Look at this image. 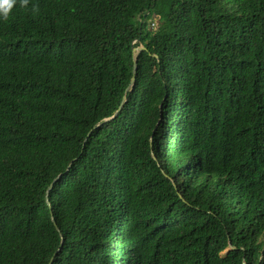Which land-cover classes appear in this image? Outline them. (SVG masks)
Wrapping results in <instances>:
<instances>
[{
  "label": "trees",
  "instance_id": "obj_1",
  "mask_svg": "<svg viewBox=\"0 0 264 264\" xmlns=\"http://www.w3.org/2000/svg\"><path fill=\"white\" fill-rule=\"evenodd\" d=\"M0 264H264V0H0Z\"/></svg>",
  "mask_w": 264,
  "mask_h": 264
},
{
  "label": "water",
  "instance_id": "obj_2",
  "mask_svg": "<svg viewBox=\"0 0 264 264\" xmlns=\"http://www.w3.org/2000/svg\"><path fill=\"white\" fill-rule=\"evenodd\" d=\"M139 41H140V39H137L135 42H139ZM146 49H147V48H146V46H145L144 44H140V45H138V46H135V47L132 49V51H133V60H134L133 76H132V79H131V82H130L128 88L126 89V92H128L129 89H130L131 87H133L134 84H135V81H136V73H137V67H138V58H139V54H140L143 50H146ZM125 101H126V96H124V98H123V100H122V102H121V104H120L118 110L116 111V113H115L113 116L106 118L105 121H107V120L113 118L114 116H116V115L118 114V112L121 110V108H122V106L124 105ZM103 123H104V122H100L98 125H101V124H103ZM52 186H53V185H51V186L49 187V190L52 188ZM49 190H48V191H49ZM48 193H49V192H48ZM47 200H48V197H47ZM52 219H53L54 223L56 224L54 218H52ZM57 229L60 230L58 226H57ZM231 247H233V246H231Z\"/></svg>",
  "mask_w": 264,
  "mask_h": 264
},
{
  "label": "rangeland",
  "instance_id": "obj_3",
  "mask_svg": "<svg viewBox=\"0 0 264 264\" xmlns=\"http://www.w3.org/2000/svg\"><path fill=\"white\" fill-rule=\"evenodd\" d=\"M154 25L156 24V26H157V16H154Z\"/></svg>",
  "mask_w": 264,
  "mask_h": 264
},
{
  "label": "clouds",
  "instance_id": "obj_4",
  "mask_svg": "<svg viewBox=\"0 0 264 264\" xmlns=\"http://www.w3.org/2000/svg\"><path fill=\"white\" fill-rule=\"evenodd\" d=\"M5 2H7V0H5ZM22 2H23V0H22Z\"/></svg>",
  "mask_w": 264,
  "mask_h": 264
}]
</instances>
